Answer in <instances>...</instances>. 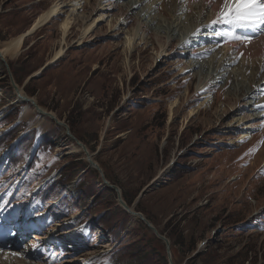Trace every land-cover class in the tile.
<instances>
[{
  "label": "rangeland",
  "instance_id": "obj_1",
  "mask_svg": "<svg viewBox=\"0 0 264 264\" xmlns=\"http://www.w3.org/2000/svg\"><path fill=\"white\" fill-rule=\"evenodd\" d=\"M71 1L0 0V46L28 30L56 3ZM88 1L79 10L56 66L31 79L59 48L65 14L28 37L21 54L8 61L21 91L71 127L127 203L170 239L175 264H187L199 246L202 255L190 264H264V106L257 107L263 112L255 119L260 128L253 138L237 141L240 131L225 132L222 123L228 124L233 115L234 100H227L225 93L237 83L232 77L215 84L211 95L218 97L213 107L207 105L189 117L208 96L198 93L200 76L182 72L178 59L168 56L177 50L178 38L167 51H160L154 38L139 43L130 56V68L124 53L127 33L111 24L125 15L131 29L135 13L127 1L118 3L112 23L100 22L79 45L84 22L102 5L101 0ZM214 2L218 12L222 0ZM211 26L217 34L225 27ZM258 39L263 44L253 70L264 57V33L250 43L237 41L248 53ZM209 44H191L188 58L197 65L209 60ZM4 67L7 72L1 60L0 264H22L17 255L28 246L34 249L30 264H113L109 260L114 250H121L127 260L136 250H146L137 264H150L153 254L167 258L165 242L145 222L131 217L124 225L120 213L109 211L119 206L116 192L90 197L95 185L106 187L97 170L88 168L65 180V166L74 163L70 169L78 172L84 163L80 160L88 164L84 153L63 126L12 97L15 91ZM177 98L181 102L170 120V104ZM167 167L163 179L138 201L141 191ZM104 213L117 241L98 223ZM30 218L35 220L28 233L23 224ZM53 228L66 235L46 242L41 237Z\"/></svg>",
  "mask_w": 264,
  "mask_h": 264
},
{
  "label": "bare ground",
  "instance_id": "obj_2",
  "mask_svg": "<svg viewBox=\"0 0 264 264\" xmlns=\"http://www.w3.org/2000/svg\"><path fill=\"white\" fill-rule=\"evenodd\" d=\"M123 1H127L128 9L135 13L136 23L133 28L128 29V18L125 15H120L116 17V22L111 24V28L113 29L116 25L119 31L127 33L124 39L126 66L131 68L130 56L133 55L139 43L146 44L149 43L151 38H154L159 48L162 49L160 51H167V48H169L173 40L178 38L179 46L177 50L175 49L176 51L172 55L168 53V56H172L176 60L178 59V65L182 72L189 73L195 71L200 76L197 87L199 90L198 93L203 95V98L208 96L206 97L207 100L204 105L190 110L189 117L194 116L207 105L208 107H213L218 97V95H211V91L215 90L213 89L216 86L215 84L229 82L228 80L233 77L235 81L237 80L235 87L232 86L225 92L227 100H234L231 108V114H233L232 120L228 124L227 122L221 123L223 124L225 132L240 131L238 136L239 140L237 141H245L251 137L253 138L255 130L260 128V124H257L255 119L260 117L259 112H263L262 110H258L257 107L264 106V57L259 60L260 66L258 69L253 70L254 68H252L257 65L258 54L262 50V39L255 40L249 48L248 53H245L241 44L238 43L240 41L226 40L222 35L211 30L212 26L209 25H211V21L215 19L217 13V5H215L214 0H212L211 6H209L210 0H101L102 5H100L97 14L92 15V17L89 15L87 21L84 22L77 43L83 45L85 39L99 27L100 22L108 20V22L112 23L113 19H115L112 12L118 3ZM87 3H89L88 0L56 3L39 17H36L28 30L6 40L4 45L0 46L2 56L7 61L18 57L25 47L26 38L49 24L55 17L60 18L62 14H65L66 17L62 18L60 22L61 37L59 39V48L56 49L47 64L58 62L66 52L68 36L74 27L73 25L80 18L79 10L84 8ZM162 4L164 9L160 8ZM168 5L170 6V11L165 7ZM65 7L68 8L65 9ZM224 26L223 31L219 30L220 33L228 29L227 25ZM260 34L263 33H258V35ZM209 42L208 48L213 51L209 60L197 65L191 58H188L187 49L191 44H206ZM165 55L167 53L163 56ZM236 63L239 64L236 65ZM248 63H250V66L246 65ZM257 74H259V77L256 80ZM253 81L255 82L253 83ZM247 83L253 84L250 87ZM22 94L24 93L22 92ZM181 98H177L170 104V120L174 118L175 107L181 102ZM43 111L45 110L43 109ZM220 117L222 116H219L218 119ZM70 139L73 140V138ZM234 141L231 143H234ZM77 149L80 151L81 146H78ZM161 180L162 176L155 182V186ZM34 220L23 222V227L29 230V228L33 227ZM65 235L66 233L60 234L57 228H53L41 238L49 242L56 238L60 239ZM35 237L40 238L37 235ZM33 251L34 249L28 246L22 253L20 252L17 255L22 259V264H30L28 261L33 262L30 258L34 255ZM6 254L11 259H15V256L10 255L9 251Z\"/></svg>",
  "mask_w": 264,
  "mask_h": 264
},
{
  "label": "snow or ice",
  "instance_id": "obj_3",
  "mask_svg": "<svg viewBox=\"0 0 264 264\" xmlns=\"http://www.w3.org/2000/svg\"><path fill=\"white\" fill-rule=\"evenodd\" d=\"M217 24L230 26L227 31L219 33L226 40L250 43L252 35L242 34L239 30L264 33V0H222L215 19L211 21V25Z\"/></svg>",
  "mask_w": 264,
  "mask_h": 264
},
{
  "label": "water",
  "instance_id": "obj_4",
  "mask_svg": "<svg viewBox=\"0 0 264 264\" xmlns=\"http://www.w3.org/2000/svg\"><path fill=\"white\" fill-rule=\"evenodd\" d=\"M0 58L1 60L5 63L6 67H7V72L10 78V82L11 85L15 91V93L18 96L19 100H24L27 102H30L38 112H40L41 114L48 116L49 118L53 119L58 125L63 126L65 128V132L67 134V136H69L70 138H73V140H75V142L78 144V146H81V150H83L84 154H85V159L88 162V165L90 168H93L95 170H97L100 173L102 182L104 184V186L109 187L110 189L115 190L116 194H117V201H118V205L122 206L132 217L136 218V219H140L143 222H145V224L150 228V230L156 234V236L158 238H160L161 240H163L166 244V250H167V255H168V260H169V264H175L174 259H173V255H172V251H171V241L170 239L161 234V232L159 231V229L141 212L136 211L134 206H130L126 200L123 197V192L122 190L117 186L114 185L113 183H111L107 178L106 175L103 171V169L101 168V166L99 165V163H97L94 158L93 155L90 153V151L87 149L86 145L84 143H82L72 132L71 127L65 123L64 121H60L59 119H57V117L55 116V114H53L52 112H47V111H43V109L41 107H39V105L37 104V102L33 99L30 98L24 94H22L21 92V88L20 86L16 83L15 78L12 74L10 65L8 63V61L2 56L1 52H0ZM35 77V76H32ZM155 186V181H152L147 187H145L138 198V201L150 190L151 187Z\"/></svg>",
  "mask_w": 264,
  "mask_h": 264
},
{
  "label": "trees",
  "instance_id": "obj_5",
  "mask_svg": "<svg viewBox=\"0 0 264 264\" xmlns=\"http://www.w3.org/2000/svg\"><path fill=\"white\" fill-rule=\"evenodd\" d=\"M0 61H1V59H0ZM10 65H11V68H12L13 67V64L10 63ZM54 66H56V65H54ZM54 66H51L49 68H52ZM13 70H14V68H13ZM4 71H5V73H7L5 67H4ZM10 91H12V87H11V90ZM12 97L15 98L16 95L15 94H12ZM50 136H52V133L50 134ZM50 136H48L47 138H49ZM47 145H48V143L43 144V148L45 149ZM52 148H54V146H52ZM80 161H83L84 163H83L82 167L79 169L78 172L73 171V170L70 169V167L73 168L75 166L74 163H71L68 166H65L64 167L66 169V172L68 173V175L66 176L65 180H68L72 176H75L76 177V176L80 175L79 173H82L83 171H85L86 169H88V164L84 160H80ZM104 188H105L104 190H101V189H99L95 185L94 188L91 189L90 192H89L90 197H94L95 195H98L97 198H100L104 194L108 193L109 191L110 192L111 191H114L115 192V190H113V189L110 190L109 187H104ZM109 211H111V213H113V214H119L120 213L121 216L125 220L124 225L132 217L122 206H117L115 208H112ZM109 211L107 210L106 213L109 212ZM106 213H104L102 216L99 217L98 223L101 226H103L108 231V233L112 236V239L114 241H117L118 240V235L115 234V233H113V231L111 230V226L109 225V221H111V219L108 218L107 216H105ZM150 232H152V231L150 230ZM114 251L115 252L112 254V256H111V258L109 260L113 264H124L126 261H129L132 264H137L140 261L139 257L142 255L143 252H146V250H136V252L134 253L135 255L134 256H131L127 260L126 258H123V253H122L121 250H119V251L114 250ZM193 251H195V249ZM201 255H202V253H199V254L195 255L194 257H192L190 260L187 261V264H190L193 261L195 262V260H197V258L200 257ZM148 260L151 261L150 264H154V263L155 264H169L168 257L166 258V256H164L163 254H159V253L156 254V255H154V254L151 255L150 259H148Z\"/></svg>",
  "mask_w": 264,
  "mask_h": 264
},
{
  "label": "crops",
  "instance_id": "obj_6",
  "mask_svg": "<svg viewBox=\"0 0 264 264\" xmlns=\"http://www.w3.org/2000/svg\"><path fill=\"white\" fill-rule=\"evenodd\" d=\"M27 39V38H26Z\"/></svg>",
  "mask_w": 264,
  "mask_h": 264
}]
</instances>
